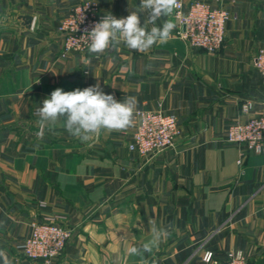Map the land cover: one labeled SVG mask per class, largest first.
<instances>
[{"label":"crops","instance_id":"1","mask_svg":"<svg viewBox=\"0 0 264 264\" xmlns=\"http://www.w3.org/2000/svg\"><path fill=\"white\" fill-rule=\"evenodd\" d=\"M79 1L0 0V264H45L21 245L34 219L50 217L72 229L55 264H139L126 249L150 238L152 219L172 234L144 264H209V250L219 261L242 251L264 264V148L239 163L240 147L226 138L232 123L264 115L254 65L264 48V0H203L233 14L217 52L190 46L172 14L157 21L175 23L171 39L148 53L121 44L64 57L59 25ZM95 1L117 18L140 5ZM22 15L33 17L30 27ZM97 83L117 101L135 96L137 109L176 115L175 147L149 158L131 150L135 122L87 142L62 121L52 131L39 122L36 110L56 88Z\"/></svg>","mask_w":264,"mask_h":264},{"label":"built area","instance_id":"2","mask_svg":"<svg viewBox=\"0 0 264 264\" xmlns=\"http://www.w3.org/2000/svg\"><path fill=\"white\" fill-rule=\"evenodd\" d=\"M105 14L100 11V5L95 0L76 3L59 25L63 36L62 55L65 57L74 52L88 51L86 30L90 31ZM173 16L178 25V35L190 46L217 52L223 46L226 27L233 14L224 5H213L203 0L186 4L181 0ZM254 65L264 82V48L258 50ZM134 122L135 132L129 148L148 158L174 148L181 133L178 117L161 109H137ZM226 138L240 147L239 163L250 153H261L264 148V115L232 123L227 128ZM59 219L50 217L31 222V235L21 245L27 257L42 260L45 264L59 261L72 237V229ZM203 260L209 264H250L242 251L230 252L225 261H219L209 250L204 253Z\"/></svg>","mask_w":264,"mask_h":264},{"label":"clouds","instance_id":"3","mask_svg":"<svg viewBox=\"0 0 264 264\" xmlns=\"http://www.w3.org/2000/svg\"><path fill=\"white\" fill-rule=\"evenodd\" d=\"M180 4L181 0H140L137 10L129 12L126 17L117 18L111 13L105 14L90 31L86 30L89 53L99 55L109 49L118 50L121 44L131 50L148 53L154 45L171 39L175 23L165 19L161 25H157V21L161 17H171ZM141 13H147L143 25ZM84 63L88 64L90 60L85 59ZM137 107L135 96L117 101L114 95L106 94L97 83L72 91L56 88L42 101L36 114L39 122L49 126L50 131L62 121L60 126L69 135L87 142L101 132H124L133 127ZM149 225L150 238L126 249L129 255L140 258L139 264H144L145 254L158 249L172 234V225L164 226L154 219L149 220ZM0 256H4L2 251ZM5 264H9L7 258Z\"/></svg>","mask_w":264,"mask_h":264},{"label":"water","instance_id":"4","mask_svg":"<svg viewBox=\"0 0 264 264\" xmlns=\"http://www.w3.org/2000/svg\"><path fill=\"white\" fill-rule=\"evenodd\" d=\"M23 20H24V23L30 27L31 26V23L33 21V17L31 15H22L21 17Z\"/></svg>","mask_w":264,"mask_h":264}]
</instances>
